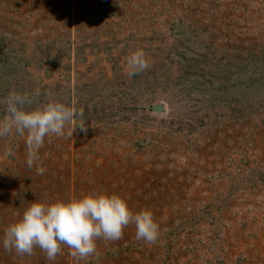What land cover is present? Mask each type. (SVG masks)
<instances>
[{
  "label": "rangeland",
  "instance_id": "obj_1",
  "mask_svg": "<svg viewBox=\"0 0 264 264\" xmlns=\"http://www.w3.org/2000/svg\"><path fill=\"white\" fill-rule=\"evenodd\" d=\"M14 92L79 115L45 138L43 175L24 137L0 138V264H264V0H0V100ZM90 192L150 210L158 241L130 224L85 259L4 249L30 203Z\"/></svg>",
  "mask_w": 264,
  "mask_h": 264
},
{
  "label": "clouds",
  "instance_id": "obj_2",
  "mask_svg": "<svg viewBox=\"0 0 264 264\" xmlns=\"http://www.w3.org/2000/svg\"><path fill=\"white\" fill-rule=\"evenodd\" d=\"M143 50H137L128 58L132 69L129 76L136 75L148 67ZM47 95L51 96V93ZM31 103L28 95L14 92L0 100L4 117L0 119V138L18 135L25 138L26 163L36 166L37 175L45 168L40 164V149L45 138L65 136V128L79 115L55 99H49L41 107L27 110ZM79 129L87 132L81 125ZM71 133H69L70 135ZM135 226L137 241L154 244L160 229L148 209L133 212L125 198L116 193L90 192L79 198L56 200L50 203L34 201L24 210L21 218L4 229L3 247L18 255H32L39 247L48 260H55L62 253V246L70 249L77 259L98 255L97 240L116 241L123 237L124 229Z\"/></svg>",
  "mask_w": 264,
  "mask_h": 264
},
{
  "label": "water",
  "instance_id": "obj_3",
  "mask_svg": "<svg viewBox=\"0 0 264 264\" xmlns=\"http://www.w3.org/2000/svg\"><path fill=\"white\" fill-rule=\"evenodd\" d=\"M162 110V108H159V111H161Z\"/></svg>",
  "mask_w": 264,
  "mask_h": 264
}]
</instances>
